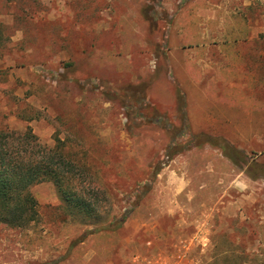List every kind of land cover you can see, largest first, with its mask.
<instances>
[{"label": "rangeland", "instance_id": "374dc122", "mask_svg": "<svg viewBox=\"0 0 264 264\" xmlns=\"http://www.w3.org/2000/svg\"><path fill=\"white\" fill-rule=\"evenodd\" d=\"M243 1L201 5L240 15ZM191 2L0 0V129L60 141L78 165L74 191L106 219L76 223L50 182L34 185L35 222H0V264H264V145L246 139L264 125L237 124L242 140L213 137L233 125L201 133L168 73L181 71L173 49ZM239 172L246 187L220 204ZM208 204L211 225L197 230ZM171 217L180 233L162 236Z\"/></svg>", "mask_w": 264, "mask_h": 264}, {"label": "crops", "instance_id": "0c3cea01", "mask_svg": "<svg viewBox=\"0 0 264 264\" xmlns=\"http://www.w3.org/2000/svg\"><path fill=\"white\" fill-rule=\"evenodd\" d=\"M201 1L188 3L186 14L180 17L181 21L185 18L186 24L177 28L173 51L179 52L181 71L168 73L172 80L175 78L179 82L176 86L186 98L188 122L201 125L203 134H207L208 125H233L229 132L214 131L216 136L213 137L242 140L244 135L236 129L237 124L264 125V15L259 21L256 19V7H264V0H244L240 15L229 12L221 3L201 5ZM256 130L251 128L246 139L261 141L263 146L264 133L259 135V128ZM234 145L242 151L241 145L236 142ZM210 165L212 171L213 164ZM240 176L239 172L219 196L220 204L227 190L246 187L247 182ZM178 182L177 193L183 188ZM226 202L236 204L235 201ZM174 211H165L162 216H172ZM201 211V219L194 222L197 230L206 231L205 226L210 227L213 218L210 214L215 212L211 204ZM170 219L174 224L165 227L160 224L162 236L175 237L180 233V220Z\"/></svg>", "mask_w": 264, "mask_h": 264}, {"label": "trees", "instance_id": "16d2710c", "mask_svg": "<svg viewBox=\"0 0 264 264\" xmlns=\"http://www.w3.org/2000/svg\"><path fill=\"white\" fill-rule=\"evenodd\" d=\"M77 171L78 165L68 159L60 141L48 147L30 129L22 132L0 129V222L11 228L33 224L38 211L30 189L50 182L74 222L103 226L106 219L95 212L100 203L74 191L72 184L76 182Z\"/></svg>", "mask_w": 264, "mask_h": 264}]
</instances>
